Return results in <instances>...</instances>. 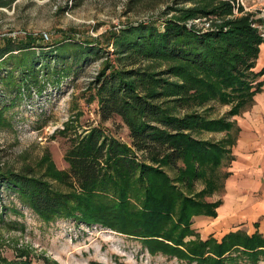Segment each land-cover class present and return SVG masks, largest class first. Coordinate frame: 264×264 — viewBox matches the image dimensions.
<instances>
[{
	"label": "trees",
	"instance_id": "16d2710c",
	"mask_svg": "<svg viewBox=\"0 0 264 264\" xmlns=\"http://www.w3.org/2000/svg\"><path fill=\"white\" fill-rule=\"evenodd\" d=\"M196 1L201 3L175 8L178 13L165 18L161 29L151 20L84 41L75 31L64 34L55 54L44 53L47 60L62 65L53 69L57 82L75 67L102 59L113 47L86 98L88 103L96 101L100 121L74 136L67 137L68 124L57 133L67 137L63 154L67 169L56 168L48 154L41 174L32 168L15 171L0 166V183L45 223L67 218L98 224L140 241L149 255L175 258L179 264H258L264 261V235L257 229L202 239L191 228L194 216L217 215L221 200L210 198L222 191L225 168L232 159L228 138L213 141L197 134L230 129L229 117L250 106L264 74V65L257 68L264 42L250 14L228 19L232 10L228 1ZM12 2L0 0V7ZM211 13L225 18L214 29L201 32L186 24L191 17ZM35 46L41 47L31 34L0 40V61L7 56L14 60L12 69L21 70L22 84H37L40 57ZM209 101L231 108L226 116L213 118L205 112ZM114 117L127 127L129 142L102 125ZM0 264L33 262L0 258Z\"/></svg>",
	"mask_w": 264,
	"mask_h": 264
},
{
	"label": "rangeland",
	"instance_id": "374dc122",
	"mask_svg": "<svg viewBox=\"0 0 264 264\" xmlns=\"http://www.w3.org/2000/svg\"><path fill=\"white\" fill-rule=\"evenodd\" d=\"M218 1V0H217ZM216 1V3H217ZM231 14L225 18L250 14L258 32L264 29V0H226ZM201 3L196 0H13L0 7V40L24 39L31 34L39 46L34 47L38 64L37 84L20 83L21 70L13 68L14 60L5 57L0 66V166L19 171L32 168L36 174L44 171L43 160L49 154L56 168L67 169L64 151L67 137L81 132L100 121L96 101L88 103L89 84L102 68L110 45L102 59H91L69 76L56 81L53 69L61 67L45 54L54 53L59 41L69 31H75L84 41L104 31L117 30L131 23L151 20L163 28L165 18L175 16V8H190ZM216 3H214L216 5ZM216 14L187 19L188 27L201 32L214 29L222 22ZM224 18V19H225ZM259 21V22H258ZM251 23V24H252ZM258 26H262L258 28ZM261 34V32H260ZM262 37V36H261ZM264 42V37H262ZM3 42V41H1ZM20 54V52L15 55ZM104 55V56H103ZM44 56V57H43ZM108 57L114 58L113 54ZM47 65V66H46ZM13 72L11 73V71ZM10 74V75H9ZM31 79V78H30ZM30 79H28L30 81ZM20 84V89L16 87ZM87 95V96H86ZM231 105L209 101L205 112L213 118L226 116ZM2 109V110H1ZM200 110V109H199ZM202 111V109L200 110ZM230 118V117H229ZM70 126V134L57 133ZM104 128L124 142H129L127 127L118 118L102 122ZM220 132H203L198 137L222 141ZM171 177L175 172L166 168ZM196 183V189L202 188ZM184 189V188H183ZM217 194V193H215ZM214 194V195H215ZM217 195H220L219 193ZM221 221L193 217L191 228L202 239L219 238L228 230L254 231L253 221L243 218ZM193 238V237H187ZM0 258L5 260L29 258L33 264H179L175 258L160 254L149 255L140 241L98 224L88 226L72 219L58 218L45 223L19 201L9 187L0 183ZM226 264H240L239 262ZM241 264H246L242 262ZM258 264H264L260 260Z\"/></svg>",
	"mask_w": 264,
	"mask_h": 264
},
{
	"label": "crops",
	"instance_id": "0c3cea01",
	"mask_svg": "<svg viewBox=\"0 0 264 264\" xmlns=\"http://www.w3.org/2000/svg\"><path fill=\"white\" fill-rule=\"evenodd\" d=\"M263 65L264 44H261L257 68ZM258 80L261 86L250 106L232 115L231 128L220 132V136L230 140L227 147L232 159L225 168L228 174L222 191L215 192L220 195L213 193L210 198L221 200L217 215L194 217L231 221L243 214L242 219L253 221L254 231L257 229L264 235V74Z\"/></svg>",
	"mask_w": 264,
	"mask_h": 264
},
{
	"label": "built area",
	"instance_id": "2783aa9c",
	"mask_svg": "<svg viewBox=\"0 0 264 264\" xmlns=\"http://www.w3.org/2000/svg\"><path fill=\"white\" fill-rule=\"evenodd\" d=\"M252 26H254V23H252ZM260 27H262V26H258V28H260ZM260 32H261V36L264 37V29L260 30Z\"/></svg>",
	"mask_w": 264,
	"mask_h": 264
}]
</instances>
